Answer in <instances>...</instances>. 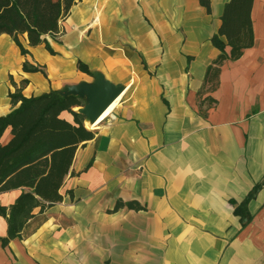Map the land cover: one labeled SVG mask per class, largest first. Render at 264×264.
<instances>
[{
	"label": "crops",
	"instance_id": "obj_1",
	"mask_svg": "<svg viewBox=\"0 0 264 264\" xmlns=\"http://www.w3.org/2000/svg\"><path fill=\"white\" fill-rule=\"evenodd\" d=\"M229 1L208 12L199 0H79L57 37L20 36L27 53L0 36V115L12 92L59 90L93 70L127 86L78 148L62 201L36 207L5 245L0 214V264H264V186L246 226L234 204L264 181V0L252 9L254 45L204 87ZM11 138L9 127L1 141ZM22 192H0V206Z\"/></svg>",
	"mask_w": 264,
	"mask_h": 264
},
{
	"label": "trees",
	"instance_id": "obj_2",
	"mask_svg": "<svg viewBox=\"0 0 264 264\" xmlns=\"http://www.w3.org/2000/svg\"><path fill=\"white\" fill-rule=\"evenodd\" d=\"M79 0H0V36L9 34L23 53L20 36L27 34L30 46L44 42L45 35L58 36L61 22ZM211 12V0H199ZM255 0H230L225 5L222 25L212 37L220 49L218 58L208 67L204 87L214 90L221 65L228 59L236 60L245 49L255 43L252 9ZM226 36L227 42L222 39ZM227 45L231 46L230 53ZM89 72V68L80 63ZM33 71L38 67L31 68ZM14 108L0 115V192L22 188L23 192L10 207L0 206V214L8 219L9 235L17 237L34 209L62 201L60 189L70 173L76 152L86 141L94 138V130L85 124V116L74 110L85 100L74 95L62 96L58 90L40 95L25 96L21 90L10 93ZM211 102L213 99L208 98ZM68 111L71 122L62 116ZM11 128L12 138L3 144L1 138ZM264 181L256 184L243 202L236 204L235 212L246 226L253 218L248 203L255 197Z\"/></svg>",
	"mask_w": 264,
	"mask_h": 264
},
{
	"label": "water",
	"instance_id": "obj_3",
	"mask_svg": "<svg viewBox=\"0 0 264 264\" xmlns=\"http://www.w3.org/2000/svg\"><path fill=\"white\" fill-rule=\"evenodd\" d=\"M91 81H81L75 84H66L58 90L62 96H78L85 100L77 111L85 116V122L90 124L96 121L107 109L124 93L126 85L110 80L100 70L92 71Z\"/></svg>",
	"mask_w": 264,
	"mask_h": 264
},
{
	"label": "bare ground",
	"instance_id": "obj_4",
	"mask_svg": "<svg viewBox=\"0 0 264 264\" xmlns=\"http://www.w3.org/2000/svg\"><path fill=\"white\" fill-rule=\"evenodd\" d=\"M122 95L107 109V111L96 121V123L94 124H90V122H86L89 126L90 129L96 128V126L102 122L107 116H109L117 107L120 99H121ZM76 109H78V107H75Z\"/></svg>",
	"mask_w": 264,
	"mask_h": 264
},
{
	"label": "rangeland",
	"instance_id": "obj_5",
	"mask_svg": "<svg viewBox=\"0 0 264 264\" xmlns=\"http://www.w3.org/2000/svg\"><path fill=\"white\" fill-rule=\"evenodd\" d=\"M74 110H77L76 108H74ZM86 126L89 128L88 124L85 122Z\"/></svg>",
	"mask_w": 264,
	"mask_h": 264
}]
</instances>
